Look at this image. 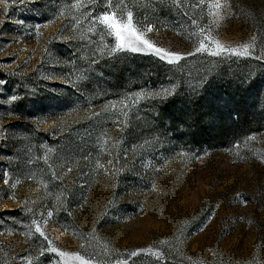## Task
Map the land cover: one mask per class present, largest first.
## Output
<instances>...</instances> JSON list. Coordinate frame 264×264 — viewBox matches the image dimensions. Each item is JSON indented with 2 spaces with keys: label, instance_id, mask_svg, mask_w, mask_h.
I'll return each mask as SVG.
<instances>
[{
  "label": "rangeland",
  "instance_id": "1",
  "mask_svg": "<svg viewBox=\"0 0 264 264\" xmlns=\"http://www.w3.org/2000/svg\"><path fill=\"white\" fill-rule=\"evenodd\" d=\"M110 2L0 0V264H264V0Z\"/></svg>",
  "mask_w": 264,
  "mask_h": 264
},
{
  "label": "trees",
  "instance_id": "2",
  "mask_svg": "<svg viewBox=\"0 0 264 264\" xmlns=\"http://www.w3.org/2000/svg\"><path fill=\"white\" fill-rule=\"evenodd\" d=\"M135 2H141L136 0H111L113 7L122 8L126 4L130 5L135 16L140 22L150 23L153 25L160 26L164 23H173V17L170 15L171 4H136ZM88 43V42H87ZM86 50L92 51V46L88 45Z\"/></svg>",
  "mask_w": 264,
  "mask_h": 264
},
{
  "label": "snow or ice",
  "instance_id": "3",
  "mask_svg": "<svg viewBox=\"0 0 264 264\" xmlns=\"http://www.w3.org/2000/svg\"><path fill=\"white\" fill-rule=\"evenodd\" d=\"M102 23L107 24L113 31H114V35L117 39L118 44L120 45V49L123 50L124 47V42L126 40H130L132 37H136L137 41L139 42L140 45H146L148 48H152L153 45L150 44L147 40H143L135 31V29L132 27L131 25V14H129V23L127 25H121L118 21L115 20V17H109V16H104L102 18ZM149 31H151V29H148ZM218 47H221V50H225L223 49L222 46L218 45ZM244 50L240 53H238L239 55H246L247 54V48L248 45H244ZM133 51H137L140 50L139 47L137 48H132ZM155 51L157 52V54H159L161 52L160 49H155ZM167 55H171L174 59L178 60L180 59V57L177 54H165ZM171 62V61H170ZM2 83V82H0ZM13 99H15V97H13ZM37 232H40V228L37 227L36 228ZM135 253H133L134 255Z\"/></svg>",
  "mask_w": 264,
  "mask_h": 264
}]
</instances>
